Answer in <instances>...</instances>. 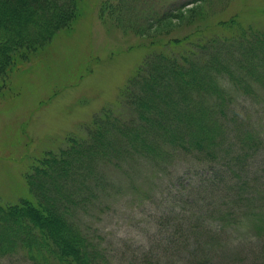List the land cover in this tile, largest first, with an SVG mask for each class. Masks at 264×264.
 <instances>
[{
    "label": "rangeland",
    "instance_id": "374dc122",
    "mask_svg": "<svg viewBox=\"0 0 264 264\" xmlns=\"http://www.w3.org/2000/svg\"><path fill=\"white\" fill-rule=\"evenodd\" d=\"M183 2L188 0H76L77 15L68 27L0 73L1 205L30 199L24 177L36 159L65 147L70 137L86 138L108 111L129 116L123 91L150 54L162 48L150 46L152 40L182 39L232 18L264 30V0H230L223 10L214 2L213 14L201 16L198 4L187 5L162 23L149 22ZM235 106L243 119L252 118L264 140V94L239 97ZM222 167L176 157L159 171H107L109 191L87 219L107 264H200L204 257L214 264H264V235L245 222L217 227L214 246L203 245L215 234L210 222L219 205L237 198L239 181L253 182L254 196L264 199V143L229 171V165ZM207 173L215 183L203 179ZM247 205L240 200V211ZM0 264L31 263L16 255Z\"/></svg>",
    "mask_w": 264,
    "mask_h": 264
},
{
    "label": "trees",
    "instance_id": "16d2710c",
    "mask_svg": "<svg viewBox=\"0 0 264 264\" xmlns=\"http://www.w3.org/2000/svg\"><path fill=\"white\" fill-rule=\"evenodd\" d=\"M75 1L0 0V73L68 27L77 15ZM229 1L188 0L149 22L162 23L193 4H198L199 16L213 14L214 2L225 9ZM154 44L162 48L150 54L124 88L129 116L108 111L86 138L70 137L65 147L36 159L24 177L30 199L0 204V261L22 255L31 264H107L87 223L109 191L107 171H159L176 157L210 169L229 165V171L233 162L257 153L263 137L235 105L239 97L264 94V30L232 18L182 39L152 40L150 46ZM205 178L215 183L213 174ZM239 182L237 198L220 204L210 223L222 229L245 222L262 236L264 199L254 196L253 182ZM240 200L248 204L244 212ZM216 228L203 245L214 246ZM200 264L214 263L204 257Z\"/></svg>",
    "mask_w": 264,
    "mask_h": 264
}]
</instances>
